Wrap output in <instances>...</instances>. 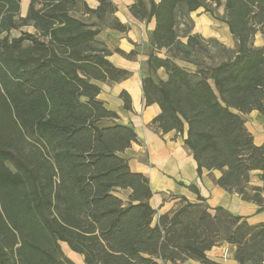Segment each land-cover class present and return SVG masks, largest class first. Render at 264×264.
I'll use <instances>...</instances> for the list:
<instances>
[{"label": "trees", "instance_id": "1", "mask_svg": "<svg viewBox=\"0 0 264 264\" xmlns=\"http://www.w3.org/2000/svg\"><path fill=\"white\" fill-rule=\"evenodd\" d=\"M96 1L92 9L85 0H31L22 18L21 0H0V264H75L63 243L84 264H183L187 257L216 264L206 252L223 242L236 247L239 264H263L264 224L223 208L212 215L194 184L188 188L198 202L181 197L154 223L150 181L123 156L137 141L135 129L98 98V83L131 77L109 61L98 37L105 26L121 33L128 26L112 0ZM205 1L222 0H135V16L155 23L145 105L160 107L152 124L164 134L187 132L199 176L221 171L217 185L263 210L264 197L249 184L255 171L264 183V144L255 145L243 116L264 117V49L255 46L264 35V0H225L223 21L237 41L226 60L191 73L176 56L159 55L179 48L178 12H197ZM23 27L35 33L12 36ZM187 46L206 53L194 36ZM160 69L166 80L156 78ZM121 98L131 110L128 93ZM125 190L131 194L123 199ZM189 224L197 227L192 240Z\"/></svg>", "mask_w": 264, "mask_h": 264}, {"label": "crops", "instance_id": "2", "mask_svg": "<svg viewBox=\"0 0 264 264\" xmlns=\"http://www.w3.org/2000/svg\"><path fill=\"white\" fill-rule=\"evenodd\" d=\"M85 1L92 9H96L99 6L96 0ZM156 1L159 2L160 0ZM30 2L31 0H21V14L25 13L27 15ZM112 2L118 7L114 0ZM134 3L135 1L133 0ZM115 17L124 25L128 24L119 15L115 14ZM152 22L154 23V21ZM114 31L119 33L117 30ZM120 34L123 35L125 33ZM118 49L122 50L126 55L134 53L132 54L133 60L139 55L129 45H123ZM114 52L116 56H120L124 63L129 64L130 60L126 58L127 56L117 53L116 50ZM113 54L112 52L109 57V61L112 63L113 61L110 58ZM160 57L166 56L160 55ZM147 59L148 56L145 60L146 68ZM115 66L129 71L131 77L116 83L115 93L112 96L105 95L104 92L106 90L98 83L101 87V93L98 98L105 103L107 108L119 115L120 123L130 125L135 129L137 141L131 144V148L123 156L128 159L132 171L143 174L150 181L154 192L150 202L152 207L157 210L154 223H157L160 216L170 214L178 209L181 206V197H185L192 203L198 202L197 194L188 188V186L194 184L205 199V203L210 207L209 212L212 215L215 214V209L223 208L235 216L245 218L251 226L264 224V209L260 210V205L255 202L245 201L239 194L230 193L216 184V180L222 176L221 171H204L202 176H199L197 162L185 145L186 131L183 134L175 131L164 134L161 129L152 124L153 120L160 115L161 109L157 104L145 105V96L142 89V80L145 76L142 75L141 77L140 73L136 72V68L123 63H118ZM162 72L165 75L161 80H166L167 74L164 69H160L157 76L160 77ZM123 91L127 92L131 98L132 108L129 111L124 108V102L121 98ZM243 117L246 121L245 127L252 134L255 145L262 146L264 144V117L257 111H253ZM258 182L259 184L253 183L254 186L262 187V182L260 180ZM121 193L124 195L120 197L126 199L131 194V191L125 190L121 191ZM64 245L66 249H64ZM67 249L70 254H73L68 245L63 243L62 250L65 256L75 264H84L83 256L80 255L74 259L72 255H66ZM235 252V246L223 242L206 252V255L208 260L216 264H239L235 260ZM196 262L195 264H203L199 261ZM191 264H194V262L192 261Z\"/></svg>", "mask_w": 264, "mask_h": 264}, {"label": "rangeland", "instance_id": "3", "mask_svg": "<svg viewBox=\"0 0 264 264\" xmlns=\"http://www.w3.org/2000/svg\"><path fill=\"white\" fill-rule=\"evenodd\" d=\"M135 1V0H134ZM114 2L118 5V13H115L121 17L122 20L126 21L128 26V31L125 34L121 35V32H116L112 30L110 27L105 26L103 28V33L99 35L98 40L101 44H104L111 52H113V56L110 58L115 65L125 64L130 67L136 68V72L140 73V76H145L146 68V58L149 53L150 47V37L153 31L154 23L151 21L147 23L144 20L139 19L135 16L132 10L133 0H114ZM224 4L225 0L221 1L220 6H216L214 3H210L205 1L204 8L199 9L197 12L192 14H187L183 11H179L177 14V33L179 40V48L176 50L174 48L168 50H161L159 55L163 56H176L174 59L179 65L186 68L191 73L196 72L199 67H209L214 66L224 60L227 59V55H233L236 49V39L231 35L228 30L227 25L224 23ZM23 7V5H22ZM25 8V6H24ZM23 8V9H24ZM205 9L211 11V13L206 12ZM22 18L25 17V13L21 14ZM77 18L86 21L87 23H91L95 21V18L88 19L85 17L80 11L75 15ZM111 24V18H108L107 21ZM22 32H30L35 33L34 29L31 27H23L18 31H13L12 36L17 37ZM190 36H194L197 38L199 43L204 47V52H200L195 47L187 46L188 38ZM123 45H129L134 48L135 53H138V57L133 60V57L129 58V64L124 63L120 56H116L114 52L116 49L120 48ZM255 46L264 49V35L258 33L255 37ZM174 58V57H173ZM133 60V61H131ZM165 74L162 72L160 77L157 76V79H161ZM100 86H103V89L106 90L104 92L105 95H114L116 83L105 82L99 83ZM109 124V122H106ZM260 172L255 171L251 173V179L249 184V188H254L260 190L261 195H264V183L262 187L254 186V184H259L258 180ZM254 183V184H253ZM120 196L124 195L122 193H118ZM196 225L189 224L188 230L185 235L187 240H192L193 237L197 234ZM198 234L201 235V231L198 230ZM201 241V238H200ZM64 249L65 245H64ZM66 255H72V258L76 259L80 255L72 252L67 249ZM186 261L183 264H191L193 261L194 264L197 263L195 259L187 257Z\"/></svg>", "mask_w": 264, "mask_h": 264}]
</instances>
